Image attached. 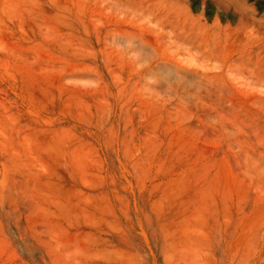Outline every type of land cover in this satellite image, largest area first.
I'll list each match as a JSON object with an SVG mask.
<instances>
[{
	"label": "rangeland",
	"instance_id": "1",
	"mask_svg": "<svg viewBox=\"0 0 264 264\" xmlns=\"http://www.w3.org/2000/svg\"><path fill=\"white\" fill-rule=\"evenodd\" d=\"M242 7L0 0V264H264V15Z\"/></svg>",
	"mask_w": 264,
	"mask_h": 264
},
{
	"label": "crops",
	"instance_id": "2",
	"mask_svg": "<svg viewBox=\"0 0 264 264\" xmlns=\"http://www.w3.org/2000/svg\"><path fill=\"white\" fill-rule=\"evenodd\" d=\"M241 4H242V9L240 10V16L241 18H244L246 15V12L243 10L246 7H248L249 9H255L257 12L261 11V14L264 15V0H240ZM236 10H238L237 8H235Z\"/></svg>",
	"mask_w": 264,
	"mask_h": 264
}]
</instances>
